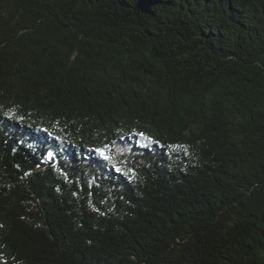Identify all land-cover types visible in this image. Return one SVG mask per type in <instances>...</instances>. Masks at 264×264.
<instances>
[{
    "label": "trees",
    "instance_id": "obj_1",
    "mask_svg": "<svg viewBox=\"0 0 264 264\" xmlns=\"http://www.w3.org/2000/svg\"><path fill=\"white\" fill-rule=\"evenodd\" d=\"M0 264H264V0H0Z\"/></svg>",
    "mask_w": 264,
    "mask_h": 264
},
{
    "label": "snow or ice",
    "instance_id": "obj_2",
    "mask_svg": "<svg viewBox=\"0 0 264 264\" xmlns=\"http://www.w3.org/2000/svg\"><path fill=\"white\" fill-rule=\"evenodd\" d=\"M49 155L51 156L52 154L51 153H49ZM107 158V157H106Z\"/></svg>",
    "mask_w": 264,
    "mask_h": 264
}]
</instances>
